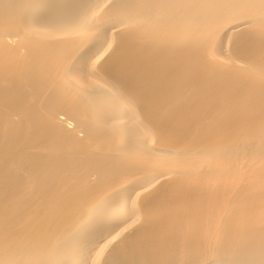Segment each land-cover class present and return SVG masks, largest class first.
Masks as SVG:
<instances>
[{
    "label": "bare ground",
    "instance_id": "1",
    "mask_svg": "<svg viewBox=\"0 0 264 264\" xmlns=\"http://www.w3.org/2000/svg\"><path fill=\"white\" fill-rule=\"evenodd\" d=\"M0 264H264V0H0Z\"/></svg>",
    "mask_w": 264,
    "mask_h": 264
}]
</instances>
